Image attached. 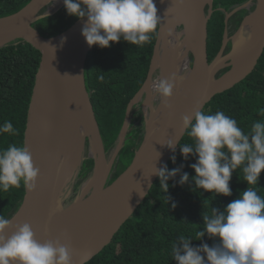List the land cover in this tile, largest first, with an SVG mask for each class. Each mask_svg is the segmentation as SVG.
Segmentation results:
<instances>
[{"label": "water", "instance_id": "95a60500", "mask_svg": "<svg viewBox=\"0 0 264 264\" xmlns=\"http://www.w3.org/2000/svg\"><path fill=\"white\" fill-rule=\"evenodd\" d=\"M154 2L162 22L158 26L149 73L128 105L124 124L109 161H106L102 133L85 79L86 61L95 46L90 47L81 34L86 17L78 18L66 30L54 36L43 35L36 24L46 17V12L49 15L55 14L64 5L63 2L56 5L55 0H31L19 11L0 17V48L20 40L30 43L41 52L26 116L23 143L31 151L40 173L36 189H25L20 206L10 217L11 224L30 223L40 242L66 234L72 247L74 264H86L99 254L144 202L158 179L153 174L155 167L168 165L174 155L163 144L172 139L178 140L180 145L187 133L181 117L188 115L191 118L196 106L205 111L217 94L246 79L256 69L264 53V29L252 41L254 45L249 50L243 52V47H238L244 38L243 29L247 21L262 8L261 0H248L231 12H226L228 22L235 12L256 5L255 10H249L233 34L226 27L222 48L212 61H209L207 49L208 23L218 8L219 0ZM245 41L248 44L250 40ZM229 43L231 49L223 55ZM235 59L237 62H234ZM176 65L183 69L186 76L187 95L180 102L171 98L169 103L172 107L166 109L153 85L159 81L160 76L167 78L174 75L173 67ZM78 88L85 94L87 111L96 127L109 171L103 181L95 182L99 152L93 153V144L89 138L92 146L89 157L95 160L92 174L84 180L76 196L67 201V193L71 192L84 160L88 158L84 159L82 154L63 189L59 188L55 170L56 147ZM158 98L159 103L156 101ZM140 101L143 102L141 106L145 126L143 140L130 165L108 182L125 144L133 108ZM162 108L166 109L165 116L170 112L168 118L162 115ZM150 139L152 145L148 146L147 141ZM14 230V227L7 229L6 235H11Z\"/></svg>", "mask_w": 264, "mask_h": 264}, {"label": "trees", "instance_id": "16d2710c", "mask_svg": "<svg viewBox=\"0 0 264 264\" xmlns=\"http://www.w3.org/2000/svg\"><path fill=\"white\" fill-rule=\"evenodd\" d=\"M31 0H0V17L13 14L22 9ZM248 0H219L217 9L208 23V57L212 61L222 48L226 27L233 34L240 26L248 8L235 12L226 22V12H231ZM222 8V9H221ZM253 8V6H252ZM78 18L68 15L63 5L55 14L39 20L37 28L45 36H54L66 30ZM158 31L150 43L142 47L131 45L123 40L111 42L110 47L94 46L90 51L85 68L86 85L91 95L96 117L102 133L106 152L115 149L117 139L124 124L130 101L143 86L151 65ZM231 43L226 51H230ZM41 52L26 41H16L0 48V124L10 120L18 134L0 135V148L15 143H24L26 116L33 90ZM223 70L220 74H222ZM104 76L100 82L98 77ZM264 109V53L256 69L233 88L217 94L206 107L205 112L223 111L234 118L238 125L249 131L256 120H264L260 110ZM143 112L134 110L130 129L125 144L120 151L108 182L120 175L132 162L136 150L144 136ZM134 134L137 136H133ZM132 139V143L128 142ZM191 143L187 133L180 142ZM175 164L170 160L169 170L185 166L182 171L188 172L190 180L183 186L169 180L168 192L159 188V178L153 185L144 202L137 208L132 217L120 228L112 242L86 264H176L170 257L172 244L179 235L196 238V233L203 228L202 212H210V207L221 210L231 200L237 198L241 191L248 187L243 181L240 169L233 172L230 181L231 196L215 195L203 189L193 190L194 169L189 167L195 157L184 160L180 149L174 153ZM125 162L119 170H114L116 162ZM126 160L128 162L126 163ZM95 160L88 157L84 160L77 179L78 185L87 179L93 171ZM179 174L175 178L179 180ZM256 191L264 197V170H262ZM25 188H11L0 192V215L10 218L21 204ZM175 203L176 207H172ZM202 242L210 246L217 242L207 234L201 240H192L193 245Z\"/></svg>", "mask_w": 264, "mask_h": 264}, {"label": "clouds", "instance_id": "9594fccd", "mask_svg": "<svg viewBox=\"0 0 264 264\" xmlns=\"http://www.w3.org/2000/svg\"><path fill=\"white\" fill-rule=\"evenodd\" d=\"M68 15L85 18L81 34L86 43L101 48L110 47L111 42L121 40L142 47L150 43L162 22L154 0H63ZM49 13L45 16L48 18ZM100 82L104 76L98 77ZM161 97L163 106L170 109L169 103L176 87V78L170 75L161 77L154 85ZM264 116V109L259 113ZM184 129L191 143L179 145V141L169 139L163 144L173 153L179 146L186 161L189 156L195 162L191 177L193 190L203 189L215 195L231 196L230 181L233 172L240 169L243 181L248 187L239 196L223 207H210V212H202L203 228L196 238L179 235L172 244L170 257L176 264H264V197L256 187L264 170V120H256L245 132L237 121L217 110L205 112L196 106L191 118L181 117ZM17 135L10 120L0 124V135ZM175 164L176 156L171 157ZM184 164L169 170L167 164L155 167L159 178V188L167 193L168 181L183 186L190 180L188 172L182 171ZM40 173L35 166L29 148L21 144H9L0 148V192H8L21 185L34 191ZM179 174V180L175 178ZM172 207H176L173 203ZM15 228L11 235L6 230ZM207 234L216 238L211 246L202 242L193 245L192 240H201ZM0 264H74L72 247L66 234L40 242L30 223L13 226L11 219L0 215Z\"/></svg>", "mask_w": 264, "mask_h": 264}, {"label": "bare ground", "instance_id": "6f19581e", "mask_svg": "<svg viewBox=\"0 0 264 264\" xmlns=\"http://www.w3.org/2000/svg\"><path fill=\"white\" fill-rule=\"evenodd\" d=\"M55 2L56 5H59L63 2V0H55ZM261 5V10L247 21L245 29H243L244 38L238 45V47H243V52L249 50L254 45L252 41L257 39L258 34L262 31V29H264V0H261ZM245 40L250 41H248L249 43L247 44V41ZM234 62H237V59H235ZM173 68V74L176 78V87L171 98L180 102L184 100L187 95V79L183 69L179 65H176ZM161 110L162 115L165 116L166 109L162 108ZM169 116L170 112H168V115L165 116V118H168ZM87 138H90L92 141L93 153L99 152L95 182H101L105 179L109 171V166L106 164L103 157V151L101 150L100 139L96 131V127L92 123V118L87 111L85 94L81 88H78L74 93V97L69 107L68 114L64 120L56 147L55 170L57 185L59 188L63 187L70 174L78 165L83 151L85 150ZM121 142L122 139L119 141V144ZM147 145H152L151 139L150 141H147Z\"/></svg>", "mask_w": 264, "mask_h": 264}, {"label": "rangeland", "instance_id": "374dc122", "mask_svg": "<svg viewBox=\"0 0 264 264\" xmlns=\"http://www.w3.org/2000/svg\"><path fill=\"white\" fill-rule=\"evenodd\" d=\"M255 7H256V5H253V8L251 7L250 8V11L251 10H255ZM249 13V12H248ZM229 51H224V54L223 55H226L227 53H228ZM229 68V67H228ZM156 78V77H155ZM157 101V103H159V98L156 100ZM142 101H140V102H138L137 104H135L136 106H134V108H133V111L134 110H136V111H139V112H143V107L141 106L142 105ZM133 111H132V114H133ZM135 133V131H133V136L135 137V136H137L136 134H134ZM128 142H130V143H132V139H129L128 140ZM91 148H92V146L90 145V142H89V138H87V142H86V146H85V153H83V158L85 159V157H89V153H90V150H91ZM87 149V150H86ZM105 155H106V161H109L110 160V158H111V155H112V152H109V153H107V152H105ZM128 162V160H126V163ZM125 164V162H123V161H121V160H118L117 162H116V165H115V168H114V170H119V169H121L122 167H123V165L122 164ZM75 179H76V177H75ZM76 182V181H75ZM84 182V181H83ZM83 182H81V184H79L78 185V183L76 182V183H74V187H72V189L70 190L71 192L70 193H67L66 195H67V197H66V199H67V201H69V200H71V199H73L75 196H76V194L79 192V190L82 188V186H83Z\"/></svg>", "mask_w": 264, "mask_h": 264}]
</instances>
